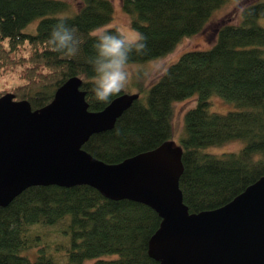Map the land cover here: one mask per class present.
Wrapping results in <instances>:
<instances>
[{"label":"trees","instance_id":"1","mask_svg":"<svg viewBox=\"0 0 264 264\" xmlns=\"http://www.w3.org/2000/svg\"><path fill=\"white\" fill-rule=\"evenodd\" d=\"M77 1L72 8L65 0H0V75L22 66L24 82L11 93L32 109L49 103L71 77L81 79L88 109H103L124 94L121 83L104 75L165 56L204 30L229 0H120L135 41H126L115 26L96 33L112 20L111 0ZM240 14L239 23L216 24L211 47L182 53L150 86L146 101L138 96L111 129L92 134L82 148L117 163L171 141L172 104L195 97L176 144L189 212L217 208L263 176L264 27L257 20L264 18V1L246 3ZM31 23L34 31H25ZM26 48L28 55H20ZM214 94L236 109L209 111ZM234 139L244 140L236 152L206 151ZM160 221L148 205L109 199L89 185L31 186L0 206V264H160L148 251ZM52 227L64 238L43 241Z\"/></svg>","mask_w":264,"mask_h":264},{"label":"water","instance_id":"2","mask_svg":"<svg viewBox=\"0 0 264 264\" xmlns=\"http://www.w3.org/2000/svg\"><path fill=\"white\" fill-rule=\"evenodd\" d=\"M81 82L69 78L36 109L11 92L0 96V206L31 186L89 185L157 212L148 251L160 264H264V175L217 208L189 212L179 187L181 146L167 141L117 163L82 148L139 95L120 94L91 111Z\"/></svg>","mask_w":264,"mask_h":264},{"label":"rangeland","instance_id":"3","mask_svg":"<svg viewBox=\"0 0 264 264\" xmlns=\"http://www.w3.org/2000/svg\"><path fill=\"white\" fill-rule=\"evenodd\" d=\"M72 8L77 7V0H65ZM113 4L112 20L102 28L96 30V33L102 32L108 27H117L123 34L126 41H135L138 37L137 32L131 27V16L126 13L120 5V0H111ZM260 1V0H229L219 8L215 9L206 24V27L201 32L189 37H185L180 43L168 54L158 59H153L145 62H132L120 65L112 73L104 75V79L111 82H119L123 86V92L126 94H139V97L146 101V96L150 86L158 79L161 73L173 62H175L179 56L189 50L195 49H208L215 42V34L213 27L222 20H228L232 23H239L241 20L240 10L246 3ZM264 1V0H261ZM70 12H73L69 8ZM258 24L264 27V18L257 20ZM35 24H29L25 31H34ZM29 50L21 49L20 55L27 56ZM15 55V53L13 54ZM22 66L17 65L11 69L6 70L0 75V90H11L24 82L20 76ZM98 80L99 78H95ZM195 104V97H189L184 100L175 101L172 104V127L174 131V137L172 142L176 145L179 139L180 133L183 131V117L187 109L191 108ZM236 109V106L227 100L222 99L218 95H212L210 98L209 111L225 113L227 111ZM244 145V140L234 139L227 141L221 145L210 146L206 148L207 152L214 154H221L223 152H236ZM54 229V230H53ZM49 232L44 238L45 242H53L62 240L59 233L55 231V228H48ZM93 260H87L84 264H92Z\"/></svg>","mask_w":264,"mask_h":264}]
</instances>
